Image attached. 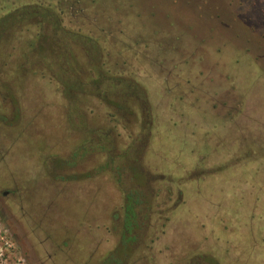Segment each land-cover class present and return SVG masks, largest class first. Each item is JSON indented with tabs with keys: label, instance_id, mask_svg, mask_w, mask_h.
<instances>
[{
	"label": "rangeland",
	"instance_id": "obj_1",
	"mask_svg": "<svg viewBox=\"0 0 264 264\" xmlns=\"http://www.w3.org/2000/svg\"><path fill=\"white\" fill-rule=\"evenodd\" d=\"M33 2L95 39L68 42L82 85L101 62L147 107L123 120L85 89L69 107L47 64L22 66L29 33L13 21L0 39V264H264V0H0V20ZM108 128L115 163L99 147Z\"/></svg>",
	"mask_w": 264,
	"mask_h": 264
},
{
	"label": "trees",
	"instance_id": "obj_2",
	"mask_svg": "<svg viewBox=\"0 0 264 264\" xmlns=\"http://www.w3.org/2000/svg\"><path fill=\"white\" fill-rule=\"evenodd\" d=\"M13 21H23L26 27L21 29L22 33L25 35L29 33L27 36L28 39H25V41H27L25 43L26 47L21 50V56L19 58L22 66H27L29 62L30 65L47 64L51 68V70H49L51 76H48L50 79L55 78L54 75H59L58 81L60 85H62L61 90L63 97L66 99L69 107L73 103L79 104L77 102V97L80 93L85 91H88L90 95L95 94L97 98L100 99V102L107 105V109L111 110L110 113L112 116L114 114L120 115L123 120L136 117L139 109L144 110V107H147V104L143 101V98H146V93L143 88L134 80H132V82L126 81L127 84L125 85L121 77L116 78V76H111L112 73L110 70H107L101 62L96 65L94 64L95 62L93 61L97 60L96 57L91 58L93 60L91 63L95 65L94 68H90L88 72L84 74V76H89L91 80L87 85H82L83 73L82 70L78 68V65H76L78 57L68 53V50H70L68 42L72 45L74 44V46L84 45L85 49L90 50L91 46L94 44L93 40L95 39L86 35L81 29L80 31H73L64 26L63 12L54 5L42 4L39 2L26 3L23 4L20 9L15 8L7 14L2 15V20H0V32H2V34L0 33V39H2V44L5 46H7V44H5L6 33L10 29ZM30 37H32L34 41L30 39ZM5 50L6 48H3L2 45V51ZM27 55L30 56V58L29 56L27 57L29 62L23 64L22 61L26 60L25 56ZM101 85L105 86L107 90H101ZM117 85L120 86V91L116 90ZM83 89H85V91ZM107 91H109L111 95H109ZM130 93L137 99L140 98V101H137L138 107L136 111L127 110L122 102V95H130ZM111 96L116 97L118 102L110 103L108 99ZM82 108L83 107H80L76 110L82 112ZM103 133L104 139L100 141L99 147L108 155V160L115 163V159L118 156V153H115L118 152L116 147L118 144L113 142L114 139L111 135L116 132H114L112 128H108L104 129ZM138 141L140 140L136 139L132 144H137ZM128 151H131V146L128 147ZM134 153L137 157L141 156L138 149L135 150ZM131 195L132 194H129L127 196V202H131L132 206L127 209V215L129 219L133 217V221H137L138 215L133 209V206L138 204V199L137 195L133 197H131ZM124 244L127 245L126 243ZM109 261H111V257Z\"/></svg>",
	"mask_w": 264,
	"mask_h": 264
},
{
	"label": "crops",
	"instance_id": "obj_3",
	"mask_svg": "<svg viewBox=\"0 0 264 264\" xmlns=\"http://www.w3.org/2000/svg\"><path fill=\"white\" fill-rule=\"evenodd\" d=\"M204 205H206V204H204ZM171 222H172V220H171ZM172 224V223H171ZM110 247L112 248L113 247V245L112 244H110Z\"/></svg>",
	"mask_w": 264,
	"mask_h": 264
}]
</instances>
